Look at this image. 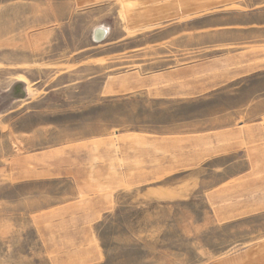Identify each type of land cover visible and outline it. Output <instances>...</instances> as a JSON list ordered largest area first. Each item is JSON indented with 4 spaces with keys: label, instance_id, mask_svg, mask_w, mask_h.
I'll return each instance as SVG.
<instances>
[{
    "label": "rangeland",
    "instance_id": "rangeland-1",
    "mask_svg": "<svg viewBox=\"0 0 264 264\" xmlns=\"http://www.w3.org/2000/svg\"><path fill=\"white\" fill-rule=\"evenodd\" d=\"M260 188L264 0H0V264H255Z\"/></svg>",
    "mask_w": 264,
    "mask_h": 264
},
{
    "label": "crops",
    "instance_id": "crops-1",
    "mask_svg": "<svg viewBox=\"0 0 264 264\" xmlns=\"http://www.w3.org/2000/svg\"><path fill=\"white\" fill-rule=\"evenodd\" d=\"M93 0H76V4L79 5H90V2ZM104 32H106V29H101ZM249 196L252 199L251 202V206L252 205H256V207H259L260 209L264 207V188H260V189H256V190H250L249 192ZM255 198V199H254ZM257 250L264 254V242L261 243V246L257 248ZM263 259L261 257H258L256 259V263L255 264H264L263 263Z\"/></svg>",
    "mask_w": 264,
    "mask_h": 264
},
{
    "label": "bare ground",
    "instance_id": "bare-ground-1",
    "mask_svg": "<svg viewBox=\"0 0 264 264\" xmlns=\"http://www.w3.org/2000/svg\"><path fill=\"white\" fill-rule=\"evenodd\" d=\"M101 31H102L101 34L97 33V37H100V36H103L104 35V31L103 30H101Z\"/></svg>",
    "mask_w": 264,
    "mask_h": 264
}]
</instances>
